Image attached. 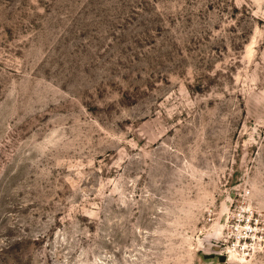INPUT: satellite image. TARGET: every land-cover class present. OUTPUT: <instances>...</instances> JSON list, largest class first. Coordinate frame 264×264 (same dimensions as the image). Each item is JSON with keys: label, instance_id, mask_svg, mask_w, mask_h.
Segmentation results:
<instances>
[{"label": "rangeland", "instance_id": "obj_1", "mask_svg": "<svg viewBox=\"0 0 264 264\" xmlns=\"http://www.w3.org/2000/svg\"><path fill=\"white\" fill-rule=\"evenodd\" d=\"M0 264H264V0H0Z\"/></svg>", "mask_w": 264, "mask_h": 264}]
</instances>
